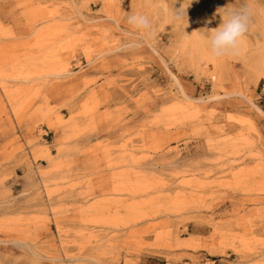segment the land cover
<instances>
[{"label": "rangeland", "instance_id": "1", "mask_svg": "<svg viewBox=\"0 0 264 264\" xmlns=\"http://www.w3.org/2000/svg\"><path fill=\"white\" fill-rule=\"evenodd\" d=\"M0 264H264V0H0Z\"/></svg>", "mask_w": 264, "mask_h": 264}, {"label": "clouds", "instance_id": "2", "mask_svg": "<svg viewBox=\"0 0 264 264\" xmlns=\"http://www.w3.org/2000/svg\"><path fill=\"white\" fill-rule=\"evenodd\" d=\"M221 9L223 8L218 9L219 14ZM251 17L252 12L248 7L224 15L220 26L210 29V35L202 37L208 48L209 59L215 60L237 54L241 41L248 31ZM127 23L134 29L143 31L148 36L153 34L152 23L146 15H130ZM135 46L138 45H129L128 47Z\"/></svg>", "mask_w": 264, "mask_h": 264}]
</instances>
